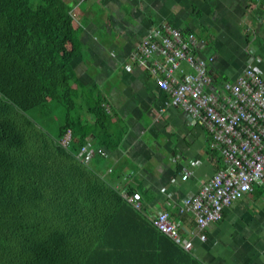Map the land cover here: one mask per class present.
<instances>
[{"label":"crops","instance_id":"crops-1","mask_svg":"<svg viewBox=\"0 0 264 264\" xmlns=\"http://www.w3.org/2000/svg\"><path fill=\"white\" fill-rule=\"evenodd\" d=\"M64 1L79 29L66 47L77 80L100 90L125 134L113 150L100 149L92 135L85 143L95 157L86 162L59 149L50 132H36L35 145L25 132L22 148L0 151V203L10 211L0 213V264H191L186 254L199 264H264V182L202 233L193 213L180 209L223 168V157L204 125L130 60L170 25L194 35L215 89L248 64L264 80V0ZM133 192L142 194L138 206L124 198ZM160 211L170 213L189 250L153 226Z\"/></svg>","mask_w":264,"mask_h":264},{"label":"built area","instance_id":"built-area-1","mask_svg":"<svg viewBox=\"0 0 264 264\" xmlns=\"http://www.w3.org/2000/svg\"><path fill=\"white\" fill-rule=\"evenodd\" d=\"M196 38L167 25L144 39L131 55V63L147 69L158 87L168 93L171 104L200 121L210 136V148L223 157L224 166L198 193L184 201L181 213L192 212L198 229L204 233L222 219L224 210L264 182V80L257 67L248 64L234 82L221 89L213 87L207 60L194 52ZM187 63L192 72L182 69ZM73 142L71 130L58 144L68 150ZM102 152L101 150H99ZM95 151L91 143L83 144L75 157L86 162ZM188 176H184L186 179ZM125 200L138 206L140 192L126 193ZM153 226L174 243H183L178 225L167 211L158 212ZM205 234L201 240H205Z\"/></svg>","mask_w":264,"mask_h":264},{"label":"trees","instance_id":"trees-1","mask_svg":"<svg viewBox=\"0 0 264 264\" xmlns=\"http://www.w3.org/2000/svg\"><path fill=\"white\" fill-rule=\"evenodd\" d=\"M78 31L64 0H0V99L9 107L6 115L13 114V108L35 122L34 112L62 113L54 144L76 161V153L92 135L100 149L113 150L125 134V128L117 130L111 122L100 90L79 83L66 56L68 41ZM3 120L6 127L0 125L1 150L22 148L23 133L15 128L12 131L10 118ZM68 130L73 133V142L66 150L58 141ZM77 142L81 144L73 147ZM72 148L77 152L72 153ZM171 245L180 253L178 246ZM2 258L0 249V261ZM185 259L199 264L190 255Z\"/></svg>","mask_w":264,"mask_h":264},{"label":"rangeland","instance_id":"rangeland-1","mask_svg":"<svg viewBox=\"0 0 264 264\" xmlns=\"http://www.w3.org/2000/svg\"><path fill=\"white\" fill-rule=\"evenodd\" d=\"M186 65V64H185ZM184 66V65H183ZM188 68V67H187ZM3 103V104H2ZM9 110L8 105H6L4 102H1L0 99V125L3 127H6L5 123H3V117L10 118L11 122V129L12 131L15 128V131L18 133H24L25 132H32L29 135L28 142L32 145H35L36 143L40 142L41 140L37 137L36 132L47 136V132H50L54 137L59 136V126L62 119V113L56 112L55 114H36L34 112L32 114V117L35 119V122H31L28 117L21 116V113H18V110L11 109L13 114H7V111ZM6 121V120H5ZM2 128H0V134H2ZM1 140V138H0ZM1 150V148H0ZM4 203H0V213H9L10 211H5L3 209ZM5 205V204H4ZM6 207V205H5Z\"/></svg>","mask_w":264,"mask_h":264},{"label":"bare ground","instance_id":"bare-ground-1","mask_svg":"<svg viewBox=\"0 0 264 264\" xmlns=\"http://www.w3.org/2000/svg\"><path fill=\"white\" fill-rule=\"evenodd\" d=\"M102 102V101H101ZM111 107V106H110ZM2 153V152H1ZM95 157V156H94ZM181 168V167H180ZM90 172V171H89ZM136 173V172H135ZM134 179V178H133ZM121 206V205H120ZM170 211V210H169ZM137 217H139V216H137ZM101 227H102V225H101ZM93 232V231H92ZM95 235V234H94ZM185 235V234H184ZM97 246V245H96ZM167 257V256H166Z\"/></svg>","mask_w":264,"mask_h":264},{"label":"water","instance_id":"water-1","mask_svg":"<svg viewBox=\"0 0 264 264\" xmlns=\"http://www.w3.org/2000/svg\"><path fill=\"white\" fill-rule=\"evenodd\" d=\"M191 117V116H190ZM192 118V117H191Z\"/></svg>","mask_w":264,"mask_h":264}]
</instances>
